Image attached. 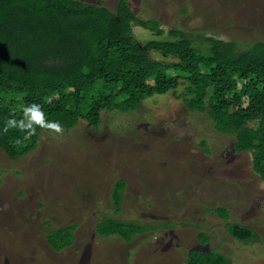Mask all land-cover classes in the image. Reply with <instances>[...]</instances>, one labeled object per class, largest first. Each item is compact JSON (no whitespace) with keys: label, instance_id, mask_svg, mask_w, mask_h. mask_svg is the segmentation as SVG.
Here are the masks:
<instances>
[{"label":"rangeland","instance_id":"374dc122","mask_svg":"<svg viewBox=\"0 0 264 264\" xmlns=\"http://www.w3.org/2000/svg\"><path fill=\"white\" fill-rule=\"evenodd\" d=\"M76 1L114 11L118 0ZM125 1L137 20L164 30L158 37L134 25L142 44L166 39L172 29L234 41L239 50L264 42V0ZM148 58L176 61L153 49ZM143 77H122L120 92ZM116 78L114 71L106 77ZM182 92L152 95L134 111L101 110L99 126L77 118L69 129L36 131V148L16 161L0 149V264H191L204 252L231 264H264V183L252 156L234 153L233 138L215 132L205 113L189 111ZM51 101H39V111ZM21 129L33 136L36 120L27 116ZM120 180L122 198L113 195ZM219 207L227 209L226 221L214 212ZM106 216L115 232L102 237ZM226 223L252 228L256 241L233 239ZM65 226L75 242L53 252L47 232Z\"/></svg>","mask_w":264,"mask_h":264},{"label":"trees","instance_id":"16d2710c","mask_svg":"<svg viewBox=\"0 0 264 264\" xmlns=\"http://www.w3.org/2000/svg\"><path fill=\"white\" fill-rule=\"evenodd\" d=\"M156 24L137 20L125 0H118L114 11L76 0H0V149L6 157L16 161L34 150L36 131L52 125L69 129L77 118L99 126L101 110L134 111L147 97L183 87L187 109L205 113L215 132L231 136L234 153H250L251 169L264 183V42L239 50L234 41L177 29L145 44L134 38V25L162 36ZM199 42L207 43V49L199 48ZM152 49L176 61L154 62L148 58ZM159 69H165L162 75ZM112 71L117 78L109 83ZM137 72L144 75L142 81L120 92L122 77ZM46 99L53 106L42 113L37 104ZM97 101L100 107H94ZM27 116L37 123L29 138L21 129ZM250 122L257 126L249 127ZM123 185L124 180L117 183L114 196L121 197ZM214 212L227 220L226 208ZM103 218L97 233L107 237L115 232L109 228L115 222ZM226 225L233 239L256 241L252 228ZM68 226L47 232L53 252L74 244ZM204 254L205 259L191 264H231L224 255Z\"/></svg>","mask_w":264,"mask_h":264},{"label":"clouds","instance_id":"9594fccd","mask_svg":"<svg viewBox=\"0 0 264 264\" xmlns=\"http://www.w3.org/2000/svg\"><path fill=\"white\" fill-rule=\"evenodd\" d=\"M52 127H54L56 129V131H60L59 125H52Z\"/></svg>","mask_w":264,"mask_h":264}]
</instances>
